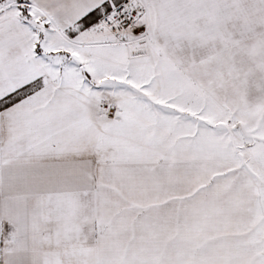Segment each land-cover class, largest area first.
Returning <instances> with one entry per match:
<instances>
[{
    "label": "snow or ice",
    "instance_id": "6c2138e0",
    "mask_svg": "<svg viewBox=\"0 0 264 264\" xmlns=\"http://www.w3.org/2000/svg\"><path fill=\"white\" fill-rule=\"evenodd\" d=\"M0 264H264V0H0Z\"/></svg>",
    "mask_w": 264,
    "mask_h": 264
}]
</instances>
